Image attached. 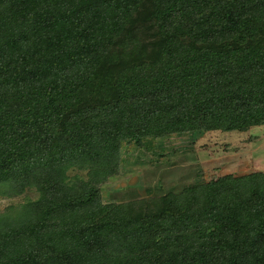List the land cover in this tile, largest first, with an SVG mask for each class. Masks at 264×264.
I'll use <instances>...</instances> for the list:
<instances>
[{
  "label": "trees",
  "instance_id": "1",
  "mask_svg": "<svg viewBox=\"0 0 264 264\" xmlns=\"http://www.w3.org/2000/svg\"><path fill=\"white\" fill-rule=\"evenodd\" d=\"M209 1L0 0V188L36 176L41 194L32 222L1 228L0 264H264V173L97 213L63 181L127 135L223 141L264 125V0ZM136 22L154 24L159 54Z\"/></svg>",
  "mask_w": 264,
  "mask_h": 264
},
{
  "label": "rangeland",
  "instance_id": "2",
  "mask_svg": "<svg viewBox=\"0 0 264 264\" xmlns=\"http://www.w3.org/2000/svg\"><path fill=\"white\" fill-rule=\"evenodd\" d=\"M216 2L219 0H210L208 3ZM147 5L150 10L155 7L149 5V2ZM153 25V23L137 25L136 22L128 25L126 29L136 31L135 35L138 33L137 44L144 50L145 56L154 54L152 53L154 51L159 54V37L153 36L154 33L151 31ZM155 29H158L156 25ZM124 37L126 38V33H120L112 46L110 45L112 51L109 52V56L120 54L123 50ZM128 42L130 43V40ZM194 103L195 99H189V104L185 103L186 107L183 109H193ZM179 113L184 114L179 109L176 113H165L164 118ZM112 130L114 129H109ZM104 132L107 136L108 133ZM91 135L89 133L90 137L83 140L90 141L89 138L95 136ZM214 135L210 137L208 133L202 136L186 131L169 132L159 136L127 135V138H121L114 151L109 154L99 157L85 155L81 158V163L72 162L67 167L63 181L66 184L72 183L75 177L79 182V192L88 193L85 204L87 210L97 213L98 204L115 206L148 199L155 200L206 185L212 179L223 176L244 178L264 173V125L243 132L240 139H233L228 135L223 141L222 138L214 141V137L218 136ZM79 140L80 143L83 141ZM103 142L101 139L98 141L101 146ZM98 177H101L103 182H94L93 184H97L92 186L90 182ZM88 183L89 187L86 186ZM28 185L18 194L9 190L8 186L0 188V231L4 226L10 229L22 226L23 222H32L27 210L30 206L34 207L41 197L36 187L37 177L35 176L33 185ZM94 188L99 190L97 194L93 192Z\"/></svg>",
  "mask_w": 264,
  "mask_h": 264
}]
</instances>
